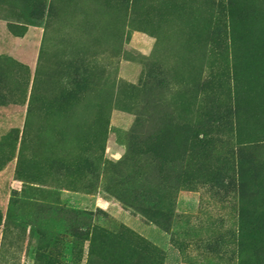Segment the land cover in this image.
I'll use <instances>...</instances> for the list:
<instances>
[{
    "label": "rangeland",
    "instance_id": "rangeland-1",
    "mask_svg": "<svg viewBox=\"0 0 264 264\" xmlns=\"http://www.w3.org/2000/svg\"><path fill=\"white\" fill-rule=\"evenodd\" d=\"M0 219V264L263 262L264 0H0Z\"/></svg>",
    "mask_w": 264,
    "mask_h": 264
},
{
    "label": "trees",
    "instance_id": "trees-1",
    "mask_svg": "<svg viewBox=\"0 0 264 264\" xmlns=\"http://www.w3.org/2000/svg\"><path fill=\"white\" fill-rule=\"evenodd\" d=\"M201 144H204V143H201ZM0 226H3L4 228V232L7 231L9 229V226H10V222L8 220H6L4 223L3 221L0 219ZM264 234V229H261V228H252V229H241L240 232H239V236H250V235H253V234ZM261 252V251H260ZM260 254V253H258ZM264 264V261L263 262H260L258 261L257 264Z\"/></svg>",
    "mask_w": 264,
    "mask_h": 264
}]
</instances>
